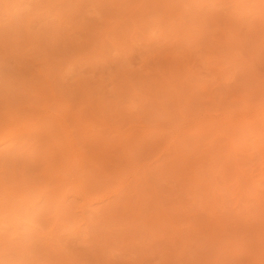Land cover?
Returning <instances> with one entry per match:
<instances>
[{
	"label": "rangeland",
	"instance_id": "rangeland-1",
	"mask_svg": "<svg viewBox=\"0 0 264 264\" xmlns=\"http://www.w3.org/2000/svg\"><path fill=\"white\" fill-rule=\"evenodd\" d=\"M155 1L0 0L1 128L11 122L8 119L9 115L8 118L4 116L7 110L6 104L10 103L13 108H24L29 106L30 102L34 103L35 101H32L35 98L36 101H39V97H36L39 96L36 88L43 85L48 95L51 92L52 95L56 94L57 99L55 98L54 102L58 105L60 113L67 117L78 145L84 147L83 149L87 150L88 154H92L93 159H96L99 167L102 166L103 171H113L115 166L120 164V174H122L126 170H124V166L126 168L128 166V169L131 167L129 160L126 159L127 150L125 148L123 150L124 143H128L133 156L137 159L134 161H138V163L148 161L154 165L156 161L162 160L161 157L156 158V153L160 152L162 146L160 144L162 142L159 143L156 139L160 138V135L163 140L165 139L169 126L175 120L178 121L181 117L180 110L186 108L184 106L187 105L186 109L190 115L195 113L219 114L222 102L220 97L232 96L233 91L246 95V99L252 102L264 98V45H262V38L247 26L248 23H253L252 25H255L257 29L262 30L259 32L264 33V0H164L162 2L158 0L161 3ZM167 1L168 3L165 4L164 2ZM242 11L243 13H241ZM185 22L191 23L193 28ZM195 34L196 36H194ZM209 41H214V44L211 45L212 48L210 47L211 50L207 49L211 44ZM251 70L254 71L258 81L252 78L253 71ZM36 73L40 74L36 75ZM32 83L38 86L36 87ZM41 83L43 84L41 85ZM48 84H51L52 87ZM32 86L34 91L31 90ZM175 86L179 98L183 100H180L182 103L176 101L177 99L174 97ZM184 103L186 105L181 107V104ZM238 103L239 101L235 100V104ZM198 108L200 109L194 113ZM11 111L14 112L13 114L17 113L13 109ZM144 126H151L150 128L157 126L158 129L154 128L157 133L155 130H153L154 133L150 132L151 134L156 133L155 136L148 132L149 136L145 135L139 140L137 137L141 136L140 130ZM36 134L33 136L36 138H33L34 140L30 138L31 141H29L32 143L33 140L32 144H35L33 148L37 147L33 152L29 150L33 153L30 154L31 157L35 155L34 157L30 159V155L26 152L21 155L17 152L18 157L21 158L19 161L27 163V170L30 171L44 168V165L47 164L45 159L49 157V152L47 154L46 150L47 144L52 143L51 140L49 142L47 139L43 140L42 134V136ZM133 136H136V140ZM137 139L140 149L133 148ZM40 141L41 143H38ZM155 141L160 146L154 144ZM5 142L0 141V148L4 147ZM55 145H53L54 149H56ZM158 148L159 151H157ZM101 149L105 150L104 154L95 157L94 153L98 154L102 151ZM100 156L102 159L99 158ZM40 158H43L44 161ZM98 166L95 167L98 168ZM97 168L92 170L97 172ZM167 171L168 176L165 173V177H163L166 178L165 180H169L168 182L163 180L161 175L159 180L154 177L161 183V186L158 185L159 188L165 187L164 192H161L162 189H160V198H164V195L172 197L173 202L174 197L177 199V195H180V199L182 197L184 203L186 202L188 206L191 205V210L197 207L199 212L204 211L203 216L207 221L210 215L208 216L207 211L199 207L200 204L194 203L193 193L181 191L183 193L181 194L179 191V188L182 189L186 183L182 182L176 171L172 172L170 168ZM99 172L102 171L99 170ZM99 172L97 181L105 182H100L99 188H111L112 183L116 182L115 178L113 177L114 179L110 181H113L111 184L108 182L110 184L108 187L106 181L109 180L104 179L103 174ZM158 174L159 172H156L155 176ZM126 175L128 174H124L123 177L131 176ZM70 178L68 180H71ZM121 179L122 184L124 179ZM70 185L71 183L69 185L67 183L68 187ZM185 187L187 188V186ZM67 189H64L67 190L65 192L62 190L67 193V198L65 194L64 198L68 200L64 199V201L72 202V204L63 201L61 207L71 205L69 212L74 210L70 213L72 218L69 216L61 220L56 219L54 215V217L52 216L54 210L51 211L54 207H51L52 209L49 210L51 214L42 215L43 219L37 213L40 215V221L35 219L37 215L35 218L31 216L35 220L33 221L34 226L32 224L30 228L31 223L29 225V222L27 223L24 219L20 220L16 227L7 224V220L1 221L0 219L2 227H0V264L1 262L3 264H48L54 259H65L72 264H79L83 261L88 264H104V262L108 264H164L163 261H166L165 264H187L184 257L179 258L180 254L178 255L177 249L180 248V244L178 242H175V245L171 243L168 239L170 234H166V230L163 232L162 229L155 227L152 229L159 230V232H154L150 230L151 228L146 227L147 220L150 219L149 225L151 222V218L148 219L150 213L147 214L149 210L145 212L147 216H140L142 221L138 218L141 222H139L138 228H141L140 225L147 221L146 226L143 225L146 229L143 228V230L148 229L149 234L148 230L147 233L142 230V233L141 231L135 232L136 229L135 231L133 229L135 232L133 235L134 232L131 233L130 229L128 232L122 231L123 233H121L123 229H119L116 230L117 232L109 231L110 235H106L109 232L106 230L107 226L105 228L103 225L105 223L100 221L99 216H93V213L86 209L87 206L84 208L80 196L72 194V190ZM189 190L192 191L190 188ZM121 192L120 194H122ZM37 193L34 194L37 195ZM32 196L34 195L32 194ZM199 198H196V201ZM41 199H37L36 207L43 204ZM169 201L172 204L171 199ZM22 207L23 214L19 211V216L25 215V207ZM36 207H30V209L33 208L36 212ZM122 209L120 206L118 210L128 214V217L134 214L132 209V212L129 211L130 209ZM46 211L49 212L47 209L43 212L46 213ZM2 212H0V216L4 218L3 216L8 211ZM199 212L196 214H200ZM74 213H76L74 216L78 215L77 219H74ZM48 216L53 218L48 220ZM125 216L123 215V217ZM149 216L151 217V214ZM5 219L7 218L5 217ZM65 219L67 220L65 221ZM54 220L56 223L58 220L60 221L58 225H55ZM196 220H201V218ZM165 223L167 225V222ZM75 225H80V227L73 231ZM184 225L183 222L177 223L176 227H184ZM50 227L53 228L52 235L54 234V237L57 235V237L54 238L51 235ZM14 229L18 230L17 233H13L16 232ZM168 229L173 231L171 227ZM78 230L81 234H74L78 233ZM25 231L33 233V235L31 234L33 237L28 233L32 238L25 236L23 234ZM36 231L40 232L38 234L40 236L35 235L38 233ZM41 231L45 233L42 234ZM173 232L176 233V231ZM106 236L107 238H105ZM26 237L28 240L25 239ZM170 240H172L171 237ZM176 246H178L177 249ZM191 248L194 249L193 246ZM3 252L4 254H2ZM186 253L191 254L193 263L190 264H204L200 263L198 252L193 254V251L187 250ZM16 257L17 259H15ZM69 262L66 264H71ZM217 264H223V262Z\"/></svg>",
	"mask_w": 264,
	"mask_h": 264
},
{
	"label": "bare ground",
	"instance_id": "bare-ground-1",
	"mask_svg": "<svg viewBox=\"0 0 264 264\" xmlns=\"http://www.w3.org/2000/svg\"><path fill=\"white\" fill-rule=\"evenodd\" d=\"M156 1L162 2L164 0ZM164 3L167 4L168 1ZM157 4L160 5L159 3ZM243 11L241 13H243ZM252 24L253 23H248L247 26H249L255 34L259 35L262 38V45H264V33L261 32V29H257V27ZM187 25L192 27L191 23H187ZM259 30L261 31L259 32ZM194 36H196V34ZM209 42H211V44L209 43L210 45H208L209 48L207 46L206 47L207 49L211 50V45L212 43L214 44V41ZM249 42L251 41L249 40ZM38 74L36 73V75ZM33 75L36 77L35 74ZM32 78L31 80H33ZM252 78L255 81H258V78L255 75L254 71L252 72ZM42 84L43 83H41V85ZM32 85L36 86L34 83H32ZM48 86H51V84H48ZM38 87L36 88V90H38L37 92L39 93V96L36 97H39V101H36V98L32 101H35V104L30 102L29 106L27 105V107L19 108L16 105L17 108H13L10 103H7V110L6 112L4 111L6 115H4L5 113L3 112L4 116L7 117L9 115V118H7L10 119L9 121L11 122H8L9 124L7 123L2 128L0 126V141H6L4 147L0 148V212L3 211L2 213H4V211H8L6 215L3 214L5 215L3 216L4 218L0 216L1 221L7 220V224L16 227L19 221L24 219V221H27V223L29 222V225L31 223V226L28 225L30 228L32 227V224L34 223L33 221L35 219L39 220L40 215L41 218L42 215H47V213L48 215H50L51 213L49 210H51L53 207L54 209H52L51 211L54 210L52 212L54 214H52V216L54 215L56 219L61 220L64 219V217H69L71 215L70 213L74 211L71 210V212H69L71 205H65L64 207H61V205H63L62 203L64 199L67 198V193L64 192L68 190L67 188H69L72 190V194L75 193L76 195L82 198L84 208H86L85 206H87L88 208L86 209H89L90 212L93 213V216H99L98 218L100 219V221L102 223H105L103 224L105 228L107 226L106 230H108V232H111L113 230L115 232L116 230L123 229L121 230V233H123L122 231L128 232V229H130L132 233L133 229L134 231L136 229L135 232L141 231L143 233V228L146 229L145 223L147 221L149 222V218H151L150 225L147 222L146 227L151 228V231H154V229L152 228L155 227L162 229L163 232H165L164 230H166V234H170L169 236L172 240H174V242H172L169 237V241L174 245L175 242H178L180 244L179 249H177L178 246H176V249L178 250V255L180 254L179 258H181V256L182 258L184 257V261H186L187 264L193 263V261L191 260V254L186 253L187 250H189L190 252L193 251V254L195 252H198L197 255L201 259L200 263L203 262L204 264H217L218 262H223V264H231V262L232 264H264V98L252 102L246 99V95L233 91L232 96L220 97V101L222 102L221 111L219 114L195 113L200 109L198 108L196 109V111H194L195 114L192 113L194 115H190V112L188 113V110L186 109L187 103L185 102L186 104H181V107L186 105L184 107H186L185 109L187 112L185 111V109H181L180 107H178L179 109H181V113L179 112L181 114V117L179 115L180 120L178 119L177 122L176 120L173 123L171 122L172 124L170 123L171 125L169 126V128L167 127L169 125L168 123V125L166 126L168 128V131L166 130L167 137L165 136V139L163 140L160 135V138L163 141L160 138L158 139H160L161 141L156 139L157 142H162L160 143L162 145L160 147L161 150L158 148L157 151L160 150V152L156 153V158L159 159L161 157L162 160H159L157 162L154 159L156 161L154 165L153 163H148V161L146 163H138V161H134L137 159H135L136 157L133 156L134 154L131 148H129V145H127L128 143H124L123 150L124 148L127 150L126 159L129 160V166L131 167L128 169V166L127 168L124 166V170L126 169L125 173L120 174V164H117L118 166H115L113 171H103L102 166H98L99 163L95 161L96 159H93L94 157L92 156V154L89 153L91 154L89 155L87 150L85 151L83 149L84 147H80L78 145V142L73 136L72 127L67 121V117H65L64 114L60 113L58 105H56L54 102L55 98L57 99V97H55L56 94L53 93L52 95L51 92L50 94L52 96L50 97V94L48 95L46 90L43 88L45 86L42 85V87L40 86L41 88ZM32 88L33 86L31 87V90L34 91L35 89ZM174 88V97L177 99L176 101L182 103L183 100L179 98L176 86ZM235 100H238L239 103L235 104ZM189 104L190 101L188 102V105ZM192 104H194V102H192ZM178 105H180V103ZM11 109L15 110V112L17 113L13 114L14 112L11 111ZM205 109L207 110L206 106ZM164 110L166 111V109ZM150 127L151 126H144L145 129H143L145 131V134L143 133V129L141 128L142 130H140V132H142V134L141 136L138 135L139 137L137 138L142 139L143 136L148 135V132L154 133L156 131L154 128H156L157 126H154V128L152 127L153 129ZM36 133L39 134L38 136L43 135V140L47 139L48 142L49 140H51L54 144L49 143L47 144V149L45 148L47 150V154L49 152V157H46V159L48 160L45 159L47 164L44 165V168H41L40 170L30 171L27 170V163H23V161L20 162L21 158L18 157L17 152L19 153V155L25 152L26 154L32 155V152L35 151L37 148L36 146L35 148H33L35 144H32L34 140L33 138H36L33 136L37 135ZM151 133L150 135L155 136L157 131L155 134ZM30 138L33 139L32 143L29 142L31 141ZM135 138L136 136L134 137V139ZM138 139L134 142L133 145H135V147L133 146V148H139ZM83 140L86 141L85 139ZM156 141L154 144L160 146V144L156 143ZM38 143H41V141ZM31 145H33L32 148ZM53 145L56 146V149H54ZM104 149L106 148L104 147ZM104 149H101L102 151L98 154L94 153L96 154L95 157H98L99 155L102 156V154H104L103 151H105ZM29 150H31L32 152ZM31 155L29 156L30 159L35 156L34 155L31 157ZM101 156L99 158L102 159ZM92 162L95 164L94 166ZM95 166H98V168ZM94 168H97L96 170L98 171L94 172V170H92ZM169 168L170 171L172 169V172L176 171V173H178V177H180L182 182L184 181V183H186L185 186H187V188L183 186L182 189L179 188V191H183L184 193L192 192L193 196H191L193 197V200L195 199L194 203H198V205L200 204L201 206L199 205V207H202L201 209H205L207 211L208 216L210 215L209 219L207 218V221L205 219V216H203L204 211L199 212L196 209L197 207H194L196 210L194 208L193 210H191V205L188 206L186 202L185 204L183 198L181 197L180 199V195H177V199L176 197H174V204L172 202V197H165L164 194H161L164 195V198H160V189L163 190H161V192H164L165 187L163 188L162 186L159 188L158 185L161 186V183H159L157 179L159 180V176L161 175L163 177L165 173V175L168 176L167 169ZM127 169L128 173L126 172ZM99 170L102 172H99ZM98 172L100 174H103V177H105L104 179L107 178L106 180H109L106 181L107 186H110V184L113 182L110 181L114 178V181L116 182L113 183L116 184L114 185L112 183L111 188L108 186L109 189H100L99 185L101 181H97ZM156 172H159L158 176H155ZM124 174L131 175L132 178L128 175H126L128 177H123ZM69 177H71V180H68ZM122 177L124 180L121 179ZM154 177L157 179H154ZM120 179L123 180L122 184ZM165 179L166 178H164L163 180ZM68 181L71 183L69 187L67 186V183L68 185L70 184ZM165 181L168 182L169 180ZM102 182L105 183L104 181ZM108 182L110 184H108ZM120 185H122V187H120ZM64 186L65 188H63ZM188 186L190 189H192V191H188ZM120 188L122 189L120 190ZM123 188H125L126 190ZM121 191L124 192L122 193ZM120 192L122 194H120ZM34 193H37V195ZM32 194L34 196H32ZM64 194L66 198H64ZM112 194L113 196H111ZM181 194L183 193L181 192ZM35 195L36 198H34ZM41 197H43L44 200L41 199ZM169 198L171 199L172 204L169 203ZM196 198L199 199H197L196 201ZM37 199H41V203H43L37 205L38 207H36ZM179 200L181 201L179 202ZM67 202L68 201H64V203ZM181 202H183L184 204ZM70 203L72 204V202ZM70 203L68 202V204ZM97 203L100 204L97 205ZM179 203H181L180 205L182 206L178 205ZM228 203L230 204L228 205ZM22 206L25 207V215H21V217L19 215L20 212L23 210ZM120 206L124 210H134L133 212L131 211L134 214L132 216L129 215V218L128 214H125L124 212H120L118 210ZM30 207H36V212L33 210V208L30 209ZM45 209H47L49 212H43L45 211ZM201 209L200 211H202ZM147 210H149L147 214L150 213L151 217L149 216V214V220H147L144 224L142 223L140 225V227L142 226L141 228H138V224L140 222L138 218H140L141 215H146L145 212ZM196 211L200 213L198 214L199 216L196 214ZM37 213H39L40 215H38ZM75 214L76 213H74L73 216ZM123 215H126V218L123 217ZM187 215H192L193 217H187ZM196 215L197 218H201V220H196ZM31 216H33V218H35L36 216V218L33 219ZM5 217L7 219H5ZM48 217V220L50 218H53L50 216ZM191 217L192 219H190ZM77 218L78 215L77 217L74 216V219ZM45 219L46 216L44 220ZM67 219H65V221ZM59 220L58 222H60ZM65 221H63L64 224H66ZM73 221L76 222L77 220ZM54 222L55 225H58V222L56 223L55 220ZM165 222H167V225ZM182 222L183 224H185L184 227L179 226L177 228V223ZM111 224L113 225L112 227ZM143 225L145 226L143 227ZM51 227L50 229H52V231L50 230L49 232L52 235L53 228ZM77 227H80V225H75L73 231ZM170 227L173 229V231H176V233H174L172 230L169 231L168 228ZM33 228L32 231H34ZM14 230L16 231V229ZM147 230H145L144 233H147ZM17 231L12 232L17 233ZM155 231L159 232V230ZM167 231H169V233H167ZM110 232L106 235H110ZM135 232L133 235H135ZM170 232L174 234H171ZM25 233L23 234L25 236H28L29 238L33 235V233H31V235L27 231H25ZM27 233L31 236H29ZM36 234L37 236H40L38 235L40 234V232L35 233V235ZM74 234L80 235L81 233H79L78 230V233L75 232ZM28 237H26L25 239L28 240ZM53 237H51V239L55 241ZM55 237H57V235ZM105 238H107V236ZM192 246L194 249L191 248ZM176 249L175 251H177ZM2 254H4V252ZM55 256L57 257V254ZM15 259H17V257ZM67 261L68 260L65 261V259H54L53 262H49L48 264H66L69 262ZM83 262L79 264H83ZM163 262L165 264L166 261ZM85 263L86 262H84V264ZM105 263L106 262H104V264ZM1 264L3 263L1 262Z\"/></svg>",
	"mask_w": 264,
	"mask_h": 264
}]
</instances>
